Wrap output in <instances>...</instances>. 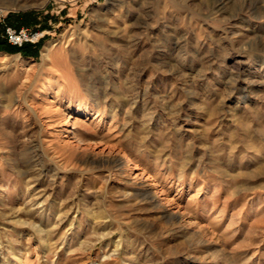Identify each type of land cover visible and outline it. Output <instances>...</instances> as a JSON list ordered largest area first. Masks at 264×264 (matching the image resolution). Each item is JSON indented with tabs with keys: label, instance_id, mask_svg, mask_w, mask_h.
Instances as JSON below:
<instances>
[{
	"label": "rangeland",
	"instance_id": "rangeland-1",
	"mask_svg": "<svg viewBox=\"0 0 264 264\" xmlns=\"http://www.w3.org/2000/svg\"><path fill=\"white\" fill-rule=\"evenodd\" d=\"M14 1L0 264H264V0Z\"/></svg>",
	"mask_w": 264,
	"mask_h": 264
},
{
	"label": "built area",
	"instance_id": "built-area-1",
	"mask_svg": "<svg viewBox=\"0 0 264 264\" xmlns=\"http://www.w3.org/2000/svg\"><path fill=\"white\" fill-rule=\"evenodd\" d=\"M2 22L5 26L4 38L14 47L23 48L26 45H37L45 37L43 33L33 32L25 28L17 30L13 27L7 26L4 21Z\"/></svg>",
	"mask_w": 264,
	"mask_h": 264
},
{
	"label": "bare ground",
	"instance_id": "bare-ground-1",
	"mask_svg": "<svg viewBox=\"0 0 264 264\" xmlns=\"http://www.w3.org/2000/svg\"><path fill=\"white\" fill-rule=\"evenodd\" d=\"M117 2V4L119 5V4H121L123 1L122 0H117L116 1ZM118 5H115V7L116 6H118ZM19 6V3H18V1H14V0H2V4L0 5V12L1 11H6V13H7V11L8 10H10V9H13L14 7H18ZM49 48L47 47V53H48V55H46L45 57L47 58V57H49ZM45 52V51H44ZM26 175V174H25ZM141 195H143V196H148V198L151 200L152 199V197H151V193L149 192V190H147V189H145L144 191H142L141 192ZM191 207H189V209H190ZM223 211H224V209H223ZM223 211L221 210V212L223 213ZM39 212V211H38ZM193 213H194V211H193ZM221 214V213H220ZM220 214H219V216H220ZM222 216H223V214H222ZM193 217V216H192ZM172 218V217H171ZM195 218V217H194ZM215 218V217H214ZM219 218H221V217H219ZM191 220V219H190ZM214 220V219H213ZM263 220V219H262ZM196 221V220H195ZM215 221V223H216V221H218V220H214ZM230 221H231V219H230ZM190 223V222H189ZM193 223V222H192ZM195 223V222H194ZM193 223V224H194ZM211 223V222H210ZM209 223V224H210ZM214 222H212V226L213 225H215V224H213ZM234 223H236V221H234ZM233 223V224H234ZM260 223V222H259ZM264 223V222H263ZM192 224V225H193ZM230 224H231V222H230ZM232 224V225H233ZM247 224V223H246ZM191 225V224H190ZM231 226V225H230ZM211 227V226H210ZM219 227V223H218V225H216L215 227H213V228H215V233L217 232V233H219V232H221L220 230V228H218ZM264 227V226H263ZM263 227H258V229L256 230V232H260L261 234L263 233L264 234V228ZM212 228V227H211ZM214 230V229H213ZM225 231V230H224ZM247 231V230H246ZM213 232V233H214ZM224 232H222V234H223ZM251 233V232H250ZM253 233H255V232H253ZM256 234V233H255ZM255 234H253L252 236H255ZM259 234V233H258ZM260 234V235H261ZM263 234H262V236H263ZM214 235H216V234H214ZM221 235V234H220ZM224 236L226 235L225 233L223 234ZM250 235V234H249ZM222 236V235H221ZM227 236V235H226ZM259 237H261V236H259ZM256 238H258L257 237V235H256ZM261 240H262V238H261ZM260 242V241H259ZM200 243H202L201 241H200ZM205 243V242H204ZM256 243H258V242H256ZM255 253V252H254Z\"/></svg>",
	"mask_w": 264,
	"mask_h": 264
},
{
	"label": "trees",
	"instance_id": "trees-1",
	"mask_svg": "<svg viewBox=\"0 0 264 264\" xmlns=\"http://www.w3.org/2000/svg\"><path fill=\"white\" fill-rule=\"evenodd\" d=\"M6 25L13 27L17 30L21 29V26L16 27V26L8 24V23H6ZM4 35H5V26H3L2 33H0V36L4 37ZM28 46H31V45H26L23 48H18V47H14V46L10 45L5 38L0 39V51H9V52H13V51H17V50L24 51L25 49L28 48Z\"/></svg>",
	"mask_w": 264,
	"mask_h": 264
}]
</instances>
